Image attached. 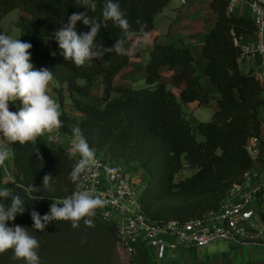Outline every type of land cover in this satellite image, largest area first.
Instances as JSON below:
<instances>
[{
    "label": "trees",
    "instance_id": "16d2710c",
    "mask_svg": "<svg viewBox=\"0 0 264 264\" xmlns=\"http://www.w3.org/2000/svg\"><path fill=\"white\" fill-rule=\"evenodd\" d=\"M171 2L118 0L127 13L130 30L123 33L112 21H107L96 42L112 47L116 39L124 38L127 46H131L130 35L145 36L151 32L155 17ZM96 3L93 12L76 0H0V33L4 34L3 19L19 11L16 27L20 30V40L33 45L29 50L30 62L37 69L47 67L54 72L55 81L67 86L72 107L81 115L76 124L62 112L63 127L56 133L71 139L72 128L78 126L97 155L139 167L146 178L141 203L146 215L156 223L186 222L219 210L233 187L242 185L245 174L253 168L254 160L246 145L250 139L260 137L264 125V88L253 71L243 73L240 68L244 53L242 40L257 35L258 27L250 18L232 17L228 0H211L216 22L205 35L202 51L207 61L206 77L220 97L212 120L194 125L185 117L183 105H207L210 98L201 86L189 48L157 44L146 67V86L140 89L115 90L113 81L132 58L143 55V48L131 58L115 52L105 54L107 63L94 60L91 66L77 67L72 61L64 60L55 31L68 22L69 16L79 12H87L103 24L104 0H96ZM142 25H146L143 31ZM76 30L78 34L88 32L90 26L78 21ZM47 40L52 42L50 50ZM166 67L170 71L182 68L172 80L174 87L184 85L180 99L162 82L161 70ZM98 81L104 88L102 107L80 99L89 98ZM56 93L63 105L62 89ZM13 104L17 111L22 106L19 101ZM195 131L203 137L202 142L196 140ZM12 147L13 176L17 184L13 192L24 199L26 211L7 222L8 226L27 227L38 240L42 256L48 257L52 264H110L118 248L115 230L94 217L91 218L93 227L86 226L82 219L77 229L72 228L71 221L64 220L53 221L43 232L32 228L30 213L33 210L44 216L50 211L53 199L61 200L75 191L76 184L69 179L75 162L67 149L38 142L36 146L30 142L21 146L17 142ZM35 147L43 161L38 160ZM185 167L194 174L176 183V176ZM49 173L53 177L49 186L54 192L44 193L39 186ZM31 184L39 190L25 192ZM64 186H67L66 192L62 190ZM176 197L193 200L194 204L182 208L174 206L165 212L156 209L159 203ZM4 202L10 203V200ZM261 218L264 222L263 213Z\"/></svg>",
    "mask_w": 264,
    "mask_h": 264
},
{
    "label": "clouds",
    "instance_id": "9594fccd",
    "mask_svg": "<svg viewBox=\"0 0 264 264\" xmlns=\"http://www.w3.org/2000/svg\"><path fill=\"white\" fill-rule=\"evenodd\" d=\"M84 8L96 11V0H76ZM103 24L87 12L73 13L68 17V22L54 33L56 42L61 49L65 61H72L77 67L91 66L94 60L105 61V54L115 52L117 55L133 57L141 50L142 45L127 46L124 38L116 39L112 47H105L97 43L101 28L107 26V21H112L123 33L130 30V23L126 11L122 10L118 0H104L102 7ZM83 21L85 26H90V31L78 34L77 22ZM137 23L141 22L137 20ZM146 25L141 26L143 31ZM147 33H145V41ZM33 45L19 38L0 33V165L13 154L12 145L19 143L23 146L29 142L36 146L37 139L48 133V143H59L58 135L54 134L63 127L60 119L61 106L48 94V86L54 79V72L47 67L35 68L29 51ZM55 55V53H53ZM20 102L17 112L9 110V103ZM71 146L69 157L79 155L80 159L74 164L69 174L77 189L70 196L61 200L53 199L50 211L41 216L33 210L30 215L34 229L43 232L46 226L53 221H71L72 228H79L83 219L88 227L94 226L95 210L105 205L99 195H94L88 190H79L78 181L81 174L90 172L96 165V150L90 147L80 127L72 128ZM38 160L43 161L39 149L34 151ZM52 175L45 174L43 187L47 188L52 181ZM39 190L32 184L25 188V192ZM44 199V198H39ZM10 200V203L4 201ZM24 199L14 194L13 188L0 190V253L13 251V260H22L25 264H41L39 249L40 244L35 236L31 235L27 227L14 224L8 226L9 221H14L18 214L26 211ZM62 205V206H58ZM88 217L87 219H85Z\"/></svg>",
    "mask_w": 264,
    "mask_h": 264
},
{
    "label": "built area",
    "instance_id": "2783aa9c",
    "mask_svg": "<svg viewBox=\"0 0 264 264\" xmlns=\"http://www.w3.org/2000/svg\"><path fill=\"white\" fill-rule=\"evenodd\" d=\"M238 1L228 0L229 10ZM244 1L251 9L252 20L258 27V32L264 33V0ZM256 52L260 56V62L256 73L255 70L253 72L264 83V43ZM260 144H263L261 136L248 141L246 149L252 159ZM66 149L69 153V148ZM73 158L75 163L80 159L79 155ZM96 161L90 172L81 174L79 190H88L105 200V205L95 210L94 218L115 230L117 247L132 262L140 245L155 249L157 259L162 261L168 253L179 248L205 249L216 242L239 246L264 244V230L255 229V220L258 223L262 221L258 209L260 194L245 189V184L252 177L250 171L245 174L242 185L233 187L219 210L186 222L171 220L156 223L146 215L141 203L146 181L144 172L136 165L114 161L102 155L96 154ZM2 168L9 178L14 179V169L11 171L5 162Z\"/></svg>",
    "mask_w": 264,
    "mask_h": 264
},
{
    "label": "crops",
    "instance_id": "0c3cea01",
    "mask_svg": "<svg viewBox=\"0 0 264 264\" xmlns=\"http://www.w3.org/2000/svg\"><path fill=\"white\" fill-rule=\"evenodd\" d=\"M211 0H172V2L158 14L154 20V29L145 36L131 34V46L135 47L137 43L142 45L144 53L139 58H132L128 66L119 74L113 81L115 90L124 87L134 89L144 88L146 86L147 70L146 67L151 60V55L155 46L158 45H173L175 47L189 48L195 58L197 67V75L201 86L209 94L210 101L217 102L219 93L215 87L208 81L205 70L207 61L203 57L202 47L205 41L206 33L215 26L216 16L210 8ZM229 14L235 18H250L253 19L251 9L244 0H239L234 8L229 10ZM264 43V33L258 32L255 36H247L242 40L243 55L240 59V68L243 73L254 71L259 67L260 56L257 48ZM182 68H177L170 71L167 67L161 70L162 82L167 85L175 96L180 99L181 91L184 85L180 87L173 86V76L180 73ZM91 89L92 92H97L99 101L103 104L104 88L101 81H98ZM263 88L264 83L261 82ZM55 90L59 84L49 85V88ZM53 92L52 98L57 102ZM264 98V94H263ZM84 103L91 105L84 98H80ZM70 110H64L71 117H77V112L72 107ZM93 106V105H92ZM102 107V106H95ZM206 105L198 103L184 104L182 109L185 117L194 125L198 123H207L212 120L216 111L203 122V110ZM9 110L17 112V107L13 103L9 104ZM79 115V114H78ZM81 117V115H80ZM196 133V131H195ZM47 133H45L46 135ZM57 135V133H54ZM44 135V136H45ZM261 139L263 144L257 146V154L254 156V165L251 169V178L245 184V189L249 191H257L260 194L261 203L258 207L260 213L264 214V126L261 131ZM59 143L70 149L71 139L60 137ZM12 155L5 161L7 167L13 170ZM194 174L191 172L190 177ZM13 176V173H12ZM8 176L0 165V190L8 188L10 183ZM10 188V187H9ZM262 219V218H261ZM257 230H264V222L258 223L255 220ZM134 264H264V244L255 246H239L227 244L225 242H216L205 249H187L179 248L174 252L168 253L167 257L160 261L157 259V251L147 245L138 246L134 259Z\"/></svg>",
    "mask_w": 264,
    "mask_h": 264
},
{
    "label": "rangeland",
    "instance_id": "374dc122",
    "mask_svg": "<svg viewBox=\"0 0 264 264\" xmlns=\"http://www.w3.org/2000/svg\"><path fill=\"white\" fill-rule=\"evenodd\" d=\"M19 16H20V12L14 11L13 13L9 14L5 19H3L2 23H1V27L3 29L4 34L9 35L14 39H16V38L20 39V30L16 27V23L18 21ZM51 44H52L51 40H47V49L50 50ZM80 83L82 84V82H80ZM55 84H58V83L55 81V79H53L49 85H55ZM95 85H97V84H95ZM61 89H62V93L64 96L63 105L60 104L59 95H58V93H56L58 90H61ZM53 92H55L57 94L55 96V98L57 100V103L61 106V112H64L65 109L69 111L70 106L68 104H71V98H70V94L67 90V86L66 85H63V86L59 85V87L57 89L55 88V90H52V87L49 88V86H48V94L52 95ZM97 94L98 93L94 91L91 93L90 97L86 98L85 100L93 106H102L103 104L99 101V99H98L99 96ZM216 108H217V102L211 100L210 103L206 105L205 110H203L202 115L203 116L206 115L203 118V122H206V119H208L207 116L209 117L213 113L214 109H216ZM78 114L79 113L77 112V115H76L77 117H74V116L71 117L72 115L71 116L69 115L72 119H74L76 124H78L79 120H80V114L79 115ZM48 135L49 134L47 133L45 136L38 138L37 142L41 143V144H48V145L55 144L56 146L63 147L60 143H57V142L48 143V141H47ZM194 135H195V138L197 141L202 142L204 140L203 137L201 135H199L198 133H194ZM192 171L193 170H191L190 168L185 167V169L176 176V178H175L176 183L179 182L180 180L187 178L188 175H191ZM13 173H14V170H13ZM12 177H14V176H12ZM8 180L10 182L7 184L8 187L14 188L15 186H17L15 179L8 178ZM42 185H43V182H42V184H40L39 188L44 193H53L54 192L53 187L48 186L47 188H44ZM62 190L64 192H66L67 186L62 187ZM191 204H194L193 200L185 201L183 198L176 197V198L169 199L165 202L159 203L156 206V209L165 212V211L169 210L170 208H173L174 206L182 208V207L190 206ZM12 255H13V251L11 249L6 251L5 253H0V264H25V262L22 260H13ZM42 255H44V254H42V252L39 250V256H40L41 264H52L51 261L48 260L49 259L48 257L42 256ZM53 264H55V263H53ZM110 264H134V262L129 260V258L119 248H117L116 255L115 256L113 255V257L110 261Z\"/></svg>",
    "mask_w": 264,
    "mask_h": 264
}]
</instances>
